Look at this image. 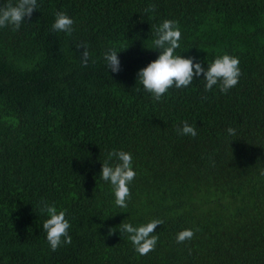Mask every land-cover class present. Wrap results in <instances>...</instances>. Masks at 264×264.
Masks as SVG:
<instances>
[{"label":"trees","instance_id":"1","mask_svg":"<svg viewBox=\"0 0 264 264\" xmlns=\"http://www.w3.org/2000/svg\"><path fill=\"white\" fill-rule=\"evenodd\" d=\"M57 11L71 33L52 30ZM164 19L179 22L178 54L205 67L238 56L237 85L206 90L201 76L153 101L137 73ZM184 121L195 137L178 134ZM113 149L134 157L127 208L99 177ZM42 199L71 221L55 251ZM154 218L157 246L141 255L119 226ZM0 264H264V0H38L19 29L0 28Z\"/></svg>","mask_w":264,"mask_h":264},{"label":"clouds","instance_id":"2","mask_svg":"<svg viewBox=\"0 0 264 264\" xmlns=\"http://www.w3.org/2000/svg\"><path fill=\"white\" fill-rule=\"evenodd\" d=\"M38 8V0H16L15 3L8 2L0 5V28L12 26L14 30L26 23V18L31 17L34 10ZM55 21L52 24L53 31L71 33L73 31L74 19L64 11H57ZM182 31L179 22L172 19H164L157 26L152 46L159 51L158 57L151 61L146 67L138 70V81L144 89L152 95L153 101L163 99L164 94L172 87L177 89L187 88L193 84L195 78L203 77L206 81V90H212L218 85L221 92L227 93L237 85L241 68L238 56L223 54L218 55L211 62H204L196 57H186L177 53L181 47ZM116 48H109L104 53V59L108 70L113 73L121 71V60ZM89 53L84 50L83 63H88ZM229 135H235L236 129L227 128ZM178 134L195 137L197 129L187 121L183 127L178 128ZM134 157L130 151L113 149L108 158L102 162L99 177L111 185L114 194V203L121 208L128 207V200L131 197L130 186L137 175L134 168ZM40 212L46 216L43 222V229L46 232L47 241L52 250H56L65 243H71L69 229L71 221L68 218L67 209H58L55 203L42 199L39 203ZM127 220V219H126ZM119 226L121 233L128 234L129 240L135 246L136 251L147 254L157 246L159 235L155 232L158 225H163V220L154 218L147 223L135 225L132 222H125ZM113 231L110 230V232ZM194 235L193 229H183L177 233V242H184Z\"/></svg>","mask_w":264,"mask_h":264}]
</instances>
